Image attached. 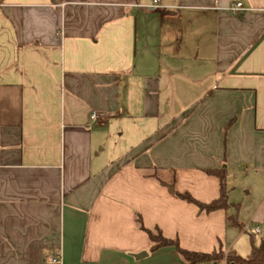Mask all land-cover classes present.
Returning a JSON list of instances; mask_svg holds the SVG:
<instances>
[{
    "label": "crops",
    "instance_id": "obj_1",
    "mask_svg": "<svg viewBox=\"0 0 264 264\" xmlns=\"http://www.w3.org/2000/svg\"><path fill=\"white\" fill-rule=\"evenodd\" d=\"M153 2L0 0V264H184L136 214L210 252L226 212L175 193L264 180V0Z\"/></svg>",
    "mask_w": 264,
    "mask_h": 264
},
{
    "label": "trees",
    "instance_id": "obj_2",
    "mask_svg": "<svg viewBox=\"0 0 264 264\" xmlns=\"http://www.w3.org/2000/svg\"><path fill=\"white\" fill-rule=\"evenodd\" d=\"M208 175L214 176L219 180L220 194L217 198L210 201H202L196 198L190 192H176L177 198L198 207L199 214H210L217 210H224L227 214V219L232 226L239 229H244V223L238 220V210L240 203H231L229 201V171L226 166L218 168L203 169ZM231 207L236 209L235 213L230 214ZM136 221L140 228L144 230L151 242L150 251L154 252L164 247H173L183 257L184 264H264V241L260 246L253 245L252 252L249 256L244 257L234 251H225L221 246L210 252L190 250L183 247L178 239L170 238L164 235L160 227H146L141 214H136ZM253 226L256 223L251 222Z\"/></svg>",
    "mask_w": 264,
    "mask_h": 264
},
{
    "label": "rangeland",
    "instance_id": "obj_3",
    "mask_svg": "<svg viewBox=\"0 0 264 264\" xmlns=\"http://www.w3.org/2000/svg\"><path fill=\"white\" fill-rule=\"evenodd\" d=\"M187 103L188 102H176L177 106L179 105V107H182ZM236 183L237 190L234 191L231 185L232 181L229 182V201L231 203L240 202L238 220L244 223L245 228L241 230L228 224L225 235V246L222 245V241L219 240V242H217L218 245L216 249L222 246L225 247V249L223 248L225 251H234L244 257H247L251 254L253 245L258 247L264 241V233L261 235L255 232V226L249 222L258 200L264 197V180L258 182L256 178L253 179L244 177V175H240L238 178H236ZM249 187L252 189V195L250 196L246 193ZM254 197L257 201L254 199ZM235 212L236 209L231 207L229 213L232 214ZM261 225L264 228L263 223Z\"/></svg>",
    "mask_w": 264,
    "mask_h": 264
},
{
    "label": "built area",
    "instance_id": "obj_4",
    "mask_svg": "<svg viewBox=\"0 0 264 264\" xmlns=\"http://www.w3.org/2000/svg\"><path fill=\"white\" fill-rule=\"evenodd\" d=\"M159 1L160 0H154L153 4L149 5V8L151 10H155V9L159 8L160 7ZM241 8H242V3L241 2H239V3H237V4H235V5H233V6L230 7V9L231 10H234V11L240 10ZM91 118L93 120H99L101 118V115L98 112H93L91 114ZM254 229H255V232H257V233H260L261 232L259 226H255Z\"/></svg>",
    "mask_w": 264,
    "mask_h": 264
},
{
    "label": "water",
    "instance_id": "obj_5",
    "mask_svg": "<svg viewBox=\"0 0 264 264\" xmlns=\"http://www.w3.org/2000/svg\"><path fill=\"white\" fill-rule=\"evenodd\" d=\"M146 255H147V252H141V253H139V254H134V256H135L136 258H141V257L146 256Z\"/></svg>",
    "mask_w": 264,
    "mask_h": 264
}]
</instances>
